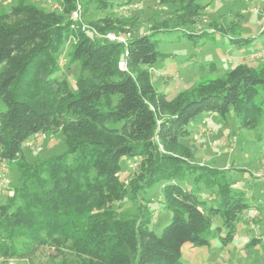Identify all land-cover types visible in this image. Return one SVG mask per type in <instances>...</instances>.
I'll return each mask as SVG.
<instances>
[{"label": "trees", "instance_id": "trees-1", "mask_svg": "<svg viewBox=\"0 0 264 264\" xmlns=\"http://www.w3.org/2000/svg\"><path fill=\"white\" fill-rule=\"evenodd\" d=\"M123 1L60 0L59 11H46L21 0L9 14L0 15V102L6 106L0 113V163L19 161L25 181L39 177V190L23 189L15 208L0 202L3 260L183 264L185 244L209 247L212 238L224 247L233 243L239 223L253 208L227 183H220L216 202L177 182L190 174L203 181L221 174L196 164L195 153L186 144L193 136L189 129L193 121L211 114L226 119L232 110L242 129L264 125V66L239 64L222 78L169 99L152 82L153 67L165 57L153 35L170 29L168 22L154 27L151 35L133 36L127 46L104 38L109 32L130 31L123 18L108 13ZM201 1L163 0L180 5L175 29L194 24L203 15ZM91 5L106 15L84 29L71 15L81 6L84 18ZM243 19L241 13L232 19L220 15L212 23L213 31L228 36L235 47H246L252 40L241 37ZM70 41L74 44L69 64L81 69L76 92L67 80L53 79L60 70L59 54ZM109 122L123 126L110 128ZM52 132L64 138L68 155L87 153L99 177L84 185L80 179L89 173V164H68L57 157L51 167L63 173L65 184L55 180L50 188V181L26 162L23 148L33 137ZM123 158L141 160L129 186L133 199L152 185L169 181L163 206L172 219L160 236L150 230L151 214L141 205L134 218H121L111 208L125 193L119 164ZM215 219L220 220L217 227Z\"/></svg>", "mask_w": 264, "mask_h": 264}, {"label": "rangeland", "instance_id": "rangeland-1", "mask_svg": "<svg viewBox=\"0 0 264 264\" xmlns=\"http://www.w3.org/2000/svg\"><path fill=\"white\" fill-rule=\"evenodd\" d=\"M20 1L0 0V15L9 14ZM24 1L46 11L60 10V0ZM121 4L119 8L108 13L123 18L130 27L132 36L151 35L154 27L164 21L168 22L170 29L155 32L153 35V39L159 41V52L165 57L153 67L152 82L157 91L165 93L169 99L200 83L222 78L237 65L248 62L247 57L246 60L241 57L247 56L251 51H254L249 57L251 62L264 57V0H202L200 4L204 6L203 15L197 18L194 24L179 29H175L173 23L180 10L178 4L163 3V0H125ZM235 13L244 15L241 37L252 40L247 49L243 47L240 50L230 43L228 36L213 31L212 23L220 15L225 14L232 19ZM104 15L106 13L97 11L95 6L91 5L81 24L87 28L91 20ZM186 33H191L195 37L191 38ZM73 44V41L67 42L62 48L59 54L60 70L53 79L67 80L72 91L76 92V82L81 77V69L79 64H69L68 58L73 50ZM5 111L6 106L0 102V113ZM195 121L189 125V129L196 130L201 125L196 134L197 139L192 138L186 144L191 149H197L198 165L206 164L210 167L213 165L210 164L211 161H216L214 157L219 155L220 161L216 168L221 174L218 179L211 178L207 181L197 180L196 176L190 174L184 181L177 183L185 189L194 190L203 199H212L216 202L219 200L220 183L229 184L258 210V214L253 217H249L247 212L244 221L239 223L237 233L242 235L241 240L243 239V242L248 238L264 240V125L256 130L242 129L232 110L226 119L211 114L203 115ZM205 122L207 124H204ZM107 126L120 129L123 123L109 122ZM23 154L33 170L39 171L41 178L50 181V188L55 180L65 184L63 173L59 171L55 173L51 167L57 157L68 164L80 162L89 164L90 167L87 153L67 154L65 140L59 132L33 137L25 144ZM140 161L121 159L120 180L125 193L124 197L115 201L111 208L121 218H134L141 205L146 213L151 214L150 230L160 236L172 219L171 212L165 210L163 206V190L169 181H160L141 191L133 199L129 195V186L139 172ZM98 177L97 170L90 167L89 173L85 178H81L80 182L85 185V181ZM38 178L25 181L19 161L0 163V202L10 203L15 208L19 204L18 196L23 193V189L25 193L39 190ZM259 202L263 203L260 207L257 206ZM257 219L260 221L255 223ZM219 222L218 219L214 220L215 227ZM236 246L240 244L236 242ZM221 250L223 247L218 238H212L209 247H193L188 243L183 246L181 261L183 264H213L215 257L223 254L224 251ZM261 250L264 252V249ZM0 264L26 263L20 260H3L0 256Z\"/></svg>", "mask_w": 264, "mask_h": 264}, {"label": "crops", "instance_id": "crops-1", "mask_svg": "<svg viewBox=\"0 0 264 264\" xmlns=\"http://www.w3.org/2000/svg\"><path fill=\"white\" fill-rule=\"evenodd\" d=\"M248 46H246L244 49H247ZM239 49L242 50L243 48H239ZM249 51H251V50H249ZM253 53H254V51H251V53L249 52V54L247 56L241 57V58L242 59L244 58L243 60H246V57H247L248 59L246 61H248L249 63L248 62H245V63H247L249 65H252L255 67L264 66V57L262 59L255 60V61L251 62L249 57ZM254 62L256 63V65H253ZM195 122L197 123V121H195ZM204 124H207V123L205 122ZM200 126H198L196 130H192L193 131L192 138H194V140L197 139L196 134H197L198 130L200 129ZM192 150L195 153V157H196L197 149L193 148ZM214 158L217 159L218 161L217 160L211 161L210 164H213V165L210 167L218 169V168H216V166H217V163L220 161V157L218 155V156H215ZM204 166H206V164H204ZM261 205H263L262 202L257 203L258 207H260ZM252 207H255V206H252ZM258 221H260V220L257 219L255 221V223H257ZM252 226L254 227V225H252ZM241 236H242L241 234L237 233L233 243H231L230 245H228L226 247L222 246L223 250H221V251L222 252L224 251L223 252L224 255L221 253L218 256H216L215 259L213 260V264H264V252H262V250H261V248L264 249V240L260 239V238H251L252 239L251 240L250 238H248L247 239L248 241L245 239V241H244L245 243H244L243 239L241 240ZM249 240H251V241H249ZM236 242L239 243L240 246L235 247ZM240 249H242V252H240Z\"/></svg>", "mask_w": 264, "mask_h": 264}, {"label": "built area", "instance_id": "built-area-1", "mask_svg": "<svg viewBox=\"0 0 264 264\" xmlns=\"http://www.w3.org/2000/svg\"><path fill=\"white\" fill-rule=\"evenodd\" d=\"M264 18V13H263ZM71 19L77 22H82V9L81 6H79L71 15ZM84 29L85 26H83ZM104 38L110 42H116L119 44H122L124 46H127L129 41L133 38L132 33L130 31H125L121 33H115V32H109L107 33ZM120 67L122 69L126 68V65L124 62L120 63ZM166 75V74H165ZM249 217H253L258 214V210L255 208H251L248 210Z\"/></svg>", "mask_w": 264, "mask_h": 264}]
</instances>
